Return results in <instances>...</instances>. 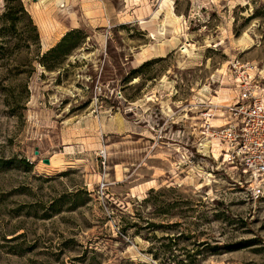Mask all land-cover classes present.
I'll return each mask as SVG.
<instances>
[{"label":"rangeland","instance_id":"1","mask_svg":"<svg viewBox=\"0 0 264 264\" xmlns=\"http://www.w3.org/2000/svg\"><path fill=\"white\" fill-rule=\"evenodd\" d=\"M11 7L0 0V264H264V198L204 118L223 122L241 64L264 97V0Z\"/></svg>","mask_w":264,"mask_h":264},{"label":"built area","instance_id":"2","mask_svg":"<svg viewBox=\"0 0 264 264\" xmlns=\"http://www.w3.org/2000/svg\"><path fill=\"white\" fill-rule=\"evenodd\" d=\"M236 67L241 69L237 97L232 103L219 106L221 124L212 122L217 113L208 108L204 113L205 126L208 136L218 139L222 151L250 177V196L258 200L264 198V97L259 96L254 83V67L249 63Z\"/></svg>","mask_w":264,"mask_h":264},{"label":"trees","instance_id":"3","mask_svg":"<svg viewBox=\"0 0 264 264\" xmlns=\"http://www.w3.org/2000/svg\"><path fill=\"white\" fill-rule=\"evenodd\" d=\"M13 1H17L18 5L21 4V0H6V2L9 5L10 14H13V8L14 7H11V4H13ZM70 36H71V34H67L66 36H64L62 38V40L54 48H52V51H60V50H62L63 47L65 46V44L68 42Z\"/></svg>","mask_w":264,"mask_h":264},{"label":"bare ground","instance_id":"4","mask_svg":"<svg viewBox=\"0 0 264 264\" xmlns=\"http://www.w3.org/2000/svg\"><path fill=\"white\" fill-rule=\"evenodd\" d=\"M41 12H42V11H41ZM43 15H44V14H43ZM219 91H220V90H219ZM221 98H223V97H217V96L215 97L216 100H217V99L219 100V99H221ZM216 148H217V147H216Z\"/></svg>","mask_w":264,"mask_h":264},{"label":"water","instance_id":"5","mask_svg":"<svg viewBox=\"0 0 264 264\" xmlns=\"http://www.w3.org/2000/svg\"><path fill=\"white\" fill-rule=\"evenodd\" d=\"M49 161L48 160H46V163H48Z\"/></svg>","mask_w":264,"mask_h":264}]
</instances>
